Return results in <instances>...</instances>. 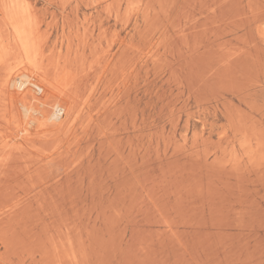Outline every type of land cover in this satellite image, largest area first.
Returning a JSON list of instances; mask_svg holds the SVG:
<instances>
[{
  "label": "rangeland",
  "instance_id": "obj_1",
  "mask_svg": "<svg viewBox=\"0 0 264 264\" xmlns=\"http://www.w3.org/2000/svg\"><path fill=\"white\" fill-rule=\"evenodd\" d=\"M10 2L0 264H264V0Z\"/></svg>",
  "mask_w": 264,
  "mask_h": 264
},
{
  "label": "bare ground",
  "instance_id": "obj_2",
  "mask_svg": "<svg viewBox=\"0 0 264 264\" xmlns=\"http://www.w3.org/2000/svg\"><path fill=\"white\" fill-rule=\"evenodd\" d=\"M7 1V0H6ZM22 0H20L19 1V4L21 5V2ZM102 1V0H101ZM3 2V1H2ZM2 2H1V5H2ZM8 2H10V0H8ZM14 2H15V0H14ZM13 2V3H14ZM17 2H18V0H17ZM21 2V3H20ZM4 3V2H3ZM6 3V2H5ZM5 3H4V5H5ZM12 2H10V6L12 5L11 4ZM16 3V2H15ZM17 4V3H16ZM14 4L15 6H11V7H8V9L9 8H11L10 10H15V11H12V13L14 14H12V13H10L9 15L6 13L5 15H8V17H10V22H8V23H11L12 22V24H13V26L12 25H10V27L12 28V30L14 31V33L16 34V36H17V40H19V42H18V44L20 45V47L23 49L22 50V52L24 51V53H25V55H23V56H25L26 57V60H29V61H33V58L35 59V52H33L34 53V55L33 54H29L31 57H33V58H29V57H27L26 56V54H28V51L30 50V49H32V48H29L28 47V45L29 46H31L32 47V45L31 44H29L30 42H28L29 40H28V34L26 35V33H30V32H25V28H26V26H25V28H24V25H26V24H22V23H25V22H21V16H19L17 13H19L20 11V7H22V6H20L19 7V10L17 9V11L18 12H16V9H14L13 7H15V8H17L18 7V5L19 4ZM116 4V3H115ZM7 5H9V3L7 4ZM17 6V7H16ZM2 8V7H1ZM4 8V7H3ZM23 8V7H22ZM103 8V7H102ZM108 8H109V6H108ZM9 10V11H10ZM4 12H8L7 10H5ZM11 12V11H10ZM24 12H26V9H25V5H24ZM9 13V12H8ZM23 13V12H22ZM20 14V13H19ZM23 14H25V13H23ZM4 15V13H3V16H5ZM21 15V14H20ZM110 15V14H109ZM18 16L20 17V18H18ZM25 16V15H24ZM19 19H20V21H19ZM3 23V22H2ZM28 29V31L30 30L29 28H27ZM5 30V29H4ZM2 31V30H1ZM2 33H4V32H2ZM3 35V34H2ZM30 36H31V34H30ZM1 38V37H0ZM16 38V37H15ZM31 40V39H30ZM13 41H15V39H13ZM7 43H9V42H7ZM5 44V43H4ZM13 44H15V43H13ZM16 45V44H15ZM15 45H13V46H15ZM5 46V45H4ZM3 46V47H4ZM7 46V45H6ZM1 47V46H0ZM3 47H1V49H4ZM7 50H8V52H9V49H10V47H8L7 46ZM18 48V47H17ZM20 48V49H21ZM29 48V49H28ZM6 49V48H5ZM4 49V51H6ZM122 50V49H121ZM3 51V50H2ZM1 51V52H2ZM16 51H19V50H16ZM32 51V50H31ZM34 51H35V48H34ZM2 53H4V52H2ZM10 53V52H9ZM14 53V52H13ZM18 53V52H17ZM29 53H30V51H29ZM6 54H8V53H6ZM6 54L4 53V54H2V56H3V58H7V56H6ZM5 55V56H4ZM24 57V58H25ZM1 59H2V57H0ZM8 58H10V57H8ZM27 58H29V59H27ZM21 59V58H20ZM31 59V60H30ZM8 60V59H7ZM7 60H5V61H7ZM29 61H27L28 63H32V62H29ZM1 62V61H0ZM3 63H4V61H3ZM1 64H2V62H1ZM4 65H6L5 63H4ZM5 67V66H4ZM38 68H39V66H38ZM30 69V68H29ZM61 69V68H60ZM25 70V69H24ZM35 70H37V69H35ZM42 70V69H41ZM56 71V70H55ZM30 72H31V70H30ZM29 72V73H30ZM59 72V71H58ZM11 73V72H10ZM26 73H28V72H26ZM35 73L37 74H39V71H37V72H34V78H36V79H38V78H40L38 75V77H35ZM7 74H9V73H7ZM32 74H30L28 77H30ZM43 75H44V73H43ZM27 76V75H26ZM33 76V75H32ZM31 76V77H32ZM42 76V75H41ZM56 76H59L58 74L56 75ZM7 78V77H6ZM68 78V77H67ZM98 78V77H97ZM35 79V80H36ZM43 80V78H41V82H43L42 81ZM79 81V80H78ZM15 85L18 87V88H21V89H24L26 86H28V85H30V84H33V85H35L36 87H37V89L38 90H41V88H42V84H40V82H38L37 80L36 81H33V82H30V80L29 79H24V78H22V76L21 75H19L18 77H17V79L15 80ZM60 82V81H59ZM59 83H57V85H58ZM63 84V83H62ZM61 88V87H60ZM28 89V88H27ZM29 90V89H28ZM52 91V90H51ZM60 92V91H59ZM13 93V92H12ZM17 93V92H16ZM27 94H28V92H27ZM27 94H24V96L21 98L22 100V102H25V100H29V98L28 99H26L27 97H29V95H27ZM30 94V93H29ZM59 94V93H58ZM63 94V93H62ZM67 94V93H66ZM18 95V94H17ZM32 95V94H31ZM21 96V95H20ZM15 97H16V94H15ZM18 97V96H17ZM33 97H34V95H33ZM36 97V96H35ZM35 97H34V99H35ZM14 98V97H13ZM53 98V97H52ZM17 99V98H16ZM14 100V99H13ZM30 100H32L31 98H30ZM39 100V99H38ZM46 101H47V99H46ZM45 101V102H46ZM55 101V100H54ZM68 101V100H67ZM28 102V101H27ZM40 102V101H39ZM14 103V102H13ZM21 104V103H20ZM23 104V103H22ZM21 104V105H22ZM30 103H28V105H29ZM12 105V104H11ZM25 105V104H24ZM23 105V106H24ZM28 105H26V106H28ZM34 105V104H33ZM33 105H31V106H33ZM36 106V105H35ZM55 106V107H54ZM67 106V105H66ZM15 108H16V106H14ZM37 107V106H36ZM51 107H52V110H51V112H50V114H49V116H48V118H46V119H52V120H57V119H59L60 118V115H61V113H63V112H61V110L63 111L64 109H65V106H64V104L62 103V102H60L59 103V101H56V102H54V104H53V106L51 105ZM25 108V107H24ZM69 108H71V107H69ZM19 109V108H18ZM43 109H44V107H43ZM48 109V108H47ZM27 110V109H26ZM42 110V109H41ZM45 110V109H44ZM43 111V110H42ZM28 113V112H27ZM16 114H18L17 112H16ZM44 114H45V112H44ZM36 117V116H35ZM34 118V117H33ZM45 118V117H44ZM36 119V118H35ZM39 120V119H38ZM42 121H44V120H42ZM40 122V121H39ZM46 122V121H45ZM52 122V121H51ZM43 123V122H42ZM40 125V124H39ZM38 125V126H39ZM47 125V124H46ZM46 125H45V127H46ZM41 126V125H40ZM59 126H61V124L59 125ZM34 130V129H33ZM27 131V130H26ZM53 132V131H52ZM42 133V132H41ZM13 134V133H12ZM29 134V133H28ZM45 135V134H44ZM39 136V135H38ZM13 139V138H12ZM29 164V163H28ZM4 167V166H3ZM2 167V168H3ZM1 182V181H0ZM49 183V182H48ZM18 188V187H17ZM24 201V200H23ZM3 205V204H2ZM4 209V208H3ZM2 237V236H1ZM11 246V245H10ZM12 248V247H11ZM59 249V248H58ZM45 257V256H44Z\"/></svg>",
  "mask_w": 264,
  "mask_h": 264
}]
</instances>
